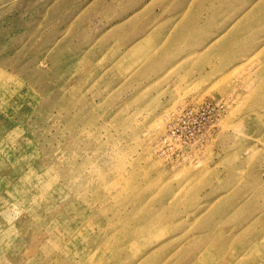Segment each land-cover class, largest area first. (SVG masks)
<instances>
[{
	"label": "rangeland",
	"instance_id": "374dc122",
	"mask_svg": "<svg viewBox=\"0 0 264 264\" xmlns=\"http://www.w3.org/2000/svg\"><path fill=\"white\" fill-rule=\"evenodd\" d=\"M177 4L0 0V264H264V0Z\"/></svg>",
	"mask_w": 264,
	"mask_h": 264
},
{
	"label": "bare ground",
	"instance_id": "6f19581e",
	"mask_svg": "<svg viewBox=\"0 0 264 264\" xmlns=\"http://www.w3.org/2000/svg\"><path fill=\"white\" fill-rule=\"evenodd\" d=\"M211 1H213V0H211ZM194 2L195 1L191 2L190 6L188 8V11L185 13V15L183 14V17L180 19V22L178 24H176L175 28H177V26L180 25L181 23H184V24L186 23V25H187L186 26V29H187L186 31H188V33H189V31H192V30L194 32H196L197 29L200 27V28L205 30L204 35H206L208 37L214 36V34H217V33L221 32V31L222 32L226 31L227 34L229 36H231V38H233L238 33V31L241 28H243L242 26H241V28L238 27L241 24V20L236 21L238 18L236 20H231L228 23L223 22V18L219 19V17L221 16V12H219V11L225 12V10H227L229 8V10H227V11L228 12H233V9H235V8H232L230 4H221L220 7H219V11H216V9L212 8L211 4L209 5V7L204 8L202 4H200L199 7H198V6L195 5ZM176 3H177V1H176ZM185 3H188V0H178L177 7L179 6V8H181V7H183V5ZM168 5H170V3H165V6H168ZM162 6H164L163 3H162ZM173 6L174 5H172L171 7H173ZM203 11L206 12L205 13L206 17L202 20V18H200V15H202L204 13ZM207 11H209V12H207ZM153 12L150 11V13L143 20L147 19L146 22L154 23V21H152ZM251 12H252V10H251ZM161 14H163V12L159 13L158 15H161ZM186 16H187V18H186ZM261 20H263V19H261V17H259L258 18V22L260 23ZM175 22L176 21L172 20V19H168L166 21V23H175ZM215 23L219 25V27L216 30H214L212 32L206 31L209 27H211ZM146 26H147V24L144 25V27H146ZM245 27H246V30H248V28L252 29L249 26V24H246ZM154 29H156V28H154ZM136 32H137V30H136ZM140 32H141V29L139 30V33ZM194 32L191 33L192 37L196 36L194 34ZM148 35L149 36H154L155 35V30H154V32L149 33ZM131 40H129L127 42H130ZM168 228L171 231V235H172L169 238V240H173L174 241L175 238L178 237V236H176V233L182 232V228L178 227V225L175 222L170 223V225H168ZM172 233H174V234H172ZM123 246H124V244H123ZM128 246H129L128 243H126L125 249H127ZM168 246H169V244H168ZM164 247L165 246L163 245V246H161L160 249H164ZM128 250L130 252V249H128ZM130 253H131L132 256H136V254L134 252H130ZM196 254H198V253H195V254L192 253L191 258L193 256H196ZM173 264H177V263H173Z\"/></svg>",
	"mask_w": 264,
	"mask_h": 264
}]
</instances>
